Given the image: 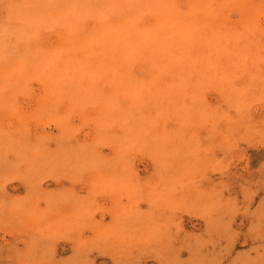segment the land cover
<instances>
[{
    "label": "rangeland",
    "instance_id": "374dc122",
    "mask_svg": "<svg viewBox=\"0 0 264 264\" xmlns=\"http://www.w3.org/2000/svg\"><path fill=\"white\" fill-rule=\"evenodd\" d=\"M0 264H264V0H0Z\"/></svg>",
    "mask_w": 264,
    "mask_h": 264
}]
</instances>
